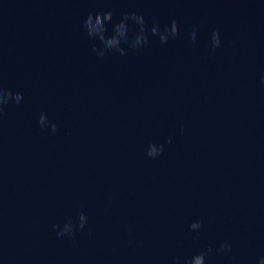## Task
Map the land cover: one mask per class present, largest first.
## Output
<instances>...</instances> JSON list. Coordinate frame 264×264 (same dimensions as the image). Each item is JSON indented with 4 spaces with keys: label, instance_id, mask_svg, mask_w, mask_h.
<instances>
[{
    "label": "clouds",
    "instance_id": "1",
    "mask_svg": "<svg viewBox=\"0 0 264 264\" xmlns=\"http://www.w3.org/2000/svg\"><path fill=\"white\" fill-rule=\"evenodd\" d=\"M129 21L138 25V30L135 34L130 35L131 29ZM111 24V35L108 33V25ZM83 28L90 39L98 40L100 47L95 44L92 47V51L97 54L99 58H103L110 53L119 54L121 56L128 55V51H139L147 47L150 43L149 33L153 37H158L162 44L168 43L170 39H175L179 35V24L173 19L170 24L164 25L163 28L157 23L149 28L146 25V21L142 15H138L136 12L125 13L118 22L113 23L112 11L89 13L83 21ZM199 28H193L189 33V38L193 43L196 42L197 33ZM127 46L125 48L124 46ZM221 46L220 32L214 29L210 37V45L206 51L214 52ZM261 83L264 84V76L261 77ZM23 100V95L20 92L13 93L10 89L4 88L0 85V117L3 116L5 108L14 103L19 105ZM38 124L41 128L50 127L52 132L57 131V125L54 122H50L45 114H41L38 120ZM183 132V128H181ZM168 142L171 143V137L168 138ZM164 151L163 144H150L147 148L146 155L151 158L159 157ZM87 216L80 212L75 219H70L61 228L60 225H52L53 230H57L58 237H72L76 231H83L87 225ZM201 223L195 221L190 224V230L197 231L201 228ZM214 249L208 247L204 251H201L192 257L186 259L184 264H206V257L212 253ZM218 254L230 253L232 251L231 245L227 242L220 243L219 247L215 249ZM259 264H264V259H261Z\"/></svg>",
    "mask_w": 264,
    "mask_h": 264
}]
</instances>
